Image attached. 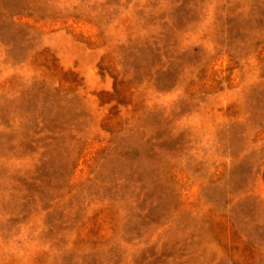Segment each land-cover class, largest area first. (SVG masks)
I'll use <instances>...</instances> for the list:
<instances>
[{"label": "rangeland", "instance_id": "rangeland-1", "mask_svg": "<svg viewBox=\"0 0 264 264\" xmlns=\"http://www.w3.org/2000/svg\"><path fill=\"white\" fill-rule=\"evenodd\" d=\"M0 264H264V0H0Z\"/></svg>", "mask_w": 264, "mask_h": 264}]
</instances>
